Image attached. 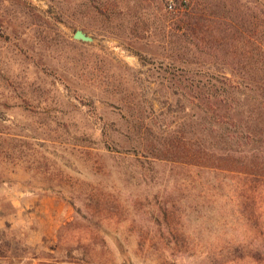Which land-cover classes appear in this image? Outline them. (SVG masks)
<instances>
[{
  "label": "rangeland",
  "instance_id": "rangeland-1",
  "mask_svg": "<svg viewBox=\"0 0 264 264\" xmlns=\"http://www.w3.org/2000/svg\"><path fill=\"white\" fill-rule=\"evenodd\" d=\"M170 1L0 0V264H260L264 0Z\"/></svg>",
  "mask_w": 264,
  "mask_h": 264
},
{
  "label": "trees",
  "instance_id": "trees-1",
  "mask_svg": "<svg viewBox=\"0 0 264 264\" xmlns=\"http://www.w3.org/2000/svg\"><path fill=\"white\" fill-rule=\"evenodd\" d=\"M186 0H171L170 1V9L172 8V11L174 13V16L176 17V20L179 24V31H182L184 34H194V30L199 26V20L198 18L193 15V14H189L187 12V10L185 8L182 7V5L184 4ZM225 2V1H224ZM217 101H215L216 103ZM70 223H67L66 225L60 227V229L58 230V242L62 239L63 237V231L64 229H66V226H69ZM105 234H107L109 236V233L104 231ZM113 240L116 241L115 238H113ZM117 247L121 253V255L124 257L126 256V254L124 253V248L122 245H120L119 243H116ZM70 251L68 250V254L70 256ZM235 253L240 255L242 258L245 257H250L252 258L256 263H260L262 262V264H264V243H256L255 246H251L247 249H244L242 247H236L235 248ZM64 256V257H66ZM126 259V258H125ZM47 261H49V259H46ZM49 264V263H46ZM125 264H131L130 260L125 261Z\"/></svg>",
  "mask_w": 264,
  "mask_h": 264
},
{
  "label": "crops",
  "instance_id": "crops-1",
  "mask_svg": "<svg viewBox=\"0 0 264 264\" xmlns=\"http://www.w3.org/2000/svg\"><path fill=\"white\" fill-rule=\"evenodd\" d=\"M40 204H41V208L40 207H38V208L41 209L42 212H44V214L47 216V218H46L47 222L46 223L52 222V221H50V220H52V216L57 218L58 213L59 214L61 213L60 211H58L59 209L55 210V208L53 206L46 204L45 201L43 203V199L40 200L39 206H40ZM54 228L57 229L58 226L57 227L55 226Z\"/></svg>",
  "mask_w": 264,
  "mask_h": 264
},
{
  "label": "water",
  "instance_id": "water-1",
  "mask_svg": "<svg viewBox=\"0 0 264 264\" xmlns=\"http://www.w3.org/2000/svg\"><path fill=\"white\" fill-rule=\"evenodd\" d=\"M72 38L75 41L82 42V43H88V44H95L96 40L92 38L91 36L87 35L82 30H76L73 34Z\"/></svg>",
  "mask_w": 264,
  "mask_h": 264
}]
</instances>
